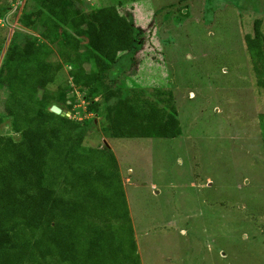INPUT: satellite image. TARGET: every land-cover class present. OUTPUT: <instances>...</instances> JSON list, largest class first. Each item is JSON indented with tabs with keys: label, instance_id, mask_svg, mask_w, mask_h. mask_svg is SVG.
<instances>
[{
	"label": "rangeland",
	"instance_id": "374dc122",
	"mask_svg": "<svg viewBox=\"0 0 264 264\" xmlns=\"http://www.w3.org/2000/svg\"><path fill=\"white\" fill-rule=\"evenodd\" d=\"M119 2L138 40L104 70L103 83L170 91L180 129L173 138H108L99 118L84 142L85 148L109 149L116 161L141 264H264V90L244 44L256 19L264 34V0L85 5ZM3 18L4 53L10 32ZM68 81L61 67L48 93L54 96ZM3 97L0 92V112ZM76 97L81 120L85 102ZM0 132L19 140L7 121ZM102 153L88 166H110ZM42 159L50 170L65 165L49 150Z\"/></svg>",
	"mask_w": 264,
	"mask_h": 264
},
{
	"label": "trees",
	"instance_id": "16d2710c",
	"mask_svg": "<svg viewBox=\"0 0 264 264\" xmlns=\"http://www.w3.org/2000/svg\"><path fill=\"white\" fill-rule=\"evenodd\" d=\"M15 1L0 2V17ZM86 1L27 0L21 30L4 53L6 34L0 41V127L7 121L19 136L0 132V264H141L116 161L109 149L84 142L99 118L108 138L177 137V111L168 90L103 83L138 36L121 2L90 9ZM261 26L256 19L244 44L264 90ZM61 67L69 81L53 96L48 87ZM77 93L85 102L81 120ZM53 105L70 116L53 114ZM47 150L63 160L60 170L44 163ZM97 152L108 155L110 166H88Z\"/></svg>",
	"mask_w": 264,
	"mask_h": 264
},
{
	"label": "built area",
	"instance_id": "2783aa9c",
	"mask_svg": "<svg viewBox=\"0 0 264 264\" xmlns=\"http://www.w3.org/2000/svg\"><path fill=\"white\" fill-rule=\"evenodd\" d=\"M25 0H23V4H24ZM23 4H21V2H19V0H16L10 8V13H8V15H5L3 20L5 25H8V33L10 32V38L12 37V35L15 33V31L19 30V25H18V18L20 16V10L23 6ZM12 10V11H11ZM10 16H14L13 18V22L9 23V19H11L9 17Z\"/></svg>",
	"mask_w": 264,
	"mask_h": 264
},
{
	"label": "water",
	"instance_id": "95a60500",
	"mask_svg": "<svg viewBox=\"0 0 264 264\" xmlns=\"http://www.w3.org/2000/svg\"><path fill=\"white\" fill-rule=\"evenodd\" d=\"M49 110L53 114L59 115L61 117L68 118L70 116L69 112H67L66 110H62L61 108H59L58 106H55V105L51 106Z\"/></svg>",
	"mask_w": 264,
	"mask_h": 264
},
{
	"label": "clouds",
	"instance_id": "9594fccd",
	"mask_svg": "<svg viewBox=\"0 0 264 264\" xmlns=\"http://www.w3.org/2000/svg\"><path fill=\"white\" fill-rule=\"evenodd\" d=\"M10 8H11V6H10ZM20 27V26H19ZM19 30H21V29H19Z\"/></svg>",
	"mask_w": 264,
	"mask_h": 264
}]
</instances>
